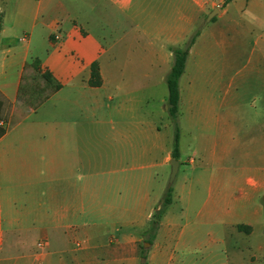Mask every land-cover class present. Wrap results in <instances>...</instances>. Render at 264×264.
I'll list each match as a JSON object with an SVG mask.
<instances>
[{
	"label": "crops",
	"instance_id": "crops-1",
	"mask_svg": "<svg viewBox=\"0 0 264 264\" xmlns=\"http://www.w3.org/2000/svg\"><path fill=\"white\" fill-rule=\"evenodd\" d=\"M0 14V264H173L182 251L210 264L212 247L222 264H264V0H0ZM198 30L180 115L202 122L201 148L152 240L180 172L171 185L162 89Z\"/></svg>",
	"mask_w": 264,
	"mask_h": 264
},
{
	"label": "rangeland",
	"instance_id": "rangeland-1",
	"mask_svg": "<svg viewBox=\"0 0 264 264\" xmlns=\"http://www.w3.org/2000/svg\"><path fill=\"white\" fill-rule=\"evenodd\" d=\"M226 1V0H225ZM241 64H245L247 62V57H241L240 59ZM163 93L164 96H168V87L167 84H164L163 87ZM233 89H227V93L229 92H233ZM258 90L257 89H251L250 87L245 88L242 91H239V95L241 96L242 101H244L245 105H249L251 98L253 96V94H257ZM111 93V89L108 88L106 91H104L105 95H109ZM224 94V89L221 90V95ZM218 95V94H217ZM167 99V98H166ZM152 105V106H151ZM150 106H148L149 108H152L154 114L156 113L158 115V113L160 112V103L159 101L156 102V104H151ZM155 105V106H154ZM108 111L107 107L103 108L101 107L100 109V115L101 114H105ZM157 111V112H156ZM109 114V112H108ZM182 115H180L179 120H178V126L180 129V143H179V150H180V172L178 174V178H177V182L176 184H174L172 187L174 188L175 185L179 184V182H181V180L185 177L191 178L195 175V170H193V168L190 167V165L187 164V161L189 160V158H193V154L196 153L197 151H199V149L201 148V138H202V130H203V125L202 122H197L194 124L189 123L188 121V117L186 115V110L185 107L183 109V111L181 112ZM160 115V114H159ZM162 116V118H156V120L159 119L160 122H162L163 126L162 129L164 130V132L169 131L168 133L172 136L174 134V126L173 123L171 121V119L169 118V116L166 115H160V117ZM164 120V121H163ZM103 121L104 123L108 124L111 121V117L107 116H100V122ZM167 125H170L169 129H167ZM107 127V125H106ZM198 139V140H197ZM196 141H199L198 143ZM174 142V140H173ZM200 161H201V155L199 154L198 157H196V166L197 168H199L200 166ZM199 172V171H197ZM197 174V173H196ZM170 180V179H169ZM264 200V193L261 197V201ZM180 206L179 204H176L175 202L168 208L169 211L173 212V213H178L180 210ZM196 213V212H195ZM195 213H191L190 218L191 219H195L196 218V214ZM217 227V226H216ZM218 229L212 228V232L214 234H216V239L218 236ZM213 246V243L211 244ZM144 247L143 245L141 246V250H143ZM211 258H210V264H222V260H223V256H220L219 254V250L217 248H211ZM184 255V256H182ZM205 257V260L207 259L206 256H198L195 258V256L190 255L188 251H182L181 252V261L180 263L174 262L173 264H202V258ZM209 261V260H207Z\"/></svg>",
	"mask_w": 264,
	"mask_h": 264
},
{
	"label": "trees",
	"instance_id": "trees-1",
	"mask_svg": "<svg viewBox=\"0 0 264 264\" xmlns=\"http://www.w3.org/2000/svg\"><path fill=\"white\" fill-rule=\"evenodd\" d=\"M230 1L231 0H226V3H229ZM1 25H2V15L0 14V29H1ZM199 34H200V30H198L190 38L185 48L173 50L174 63H173V67L170 73L168 74L166 78V84L168 87V99H167L168 115L173 123L174 131H175L172 157L174 160H178V161L180 160V150H179L180 129L178 126V120L180 117V79L185 73L186 63H187L190 49L194 45ZM44 78L49 82V84L54 86L55 90L60 89V86L55 84V81L50 74L46 73L44 75ZM88 84L89 86L94 87V88H99L103 84L102 76L100 73V68L97 63H94L91 67V76H90V80ZM1 106H2V101H0V108ZM4 133H5V130L0 127V138L4 135ZM173 192H174L173 187L168 188L160 206L156 209V211L152 215L150 226H149V233L151 235L152 240L158 233V230L160 228L161 222L166 214L167 209L173 203ZM240 229L246 232L249 231V228H246V227H240ZM141 258L143 260L142 264H147V257L143 253H142Z\"/></svg>",
	"mask_w": 264,
	"mask_h": 264
},
{
	"label": "water",
	"instance_id": "water-1",
	"mask_svg": "<svg viewBox=\"0 0 264 264\" xmlns=\"http://www.w3.org/2000/svg\"><path fill=\"white\" fill-rule=\"evenodd\" d=\"M216 15V13H212L209 18L208 22ZM171 175H170V184L172 185L174 183V180L176 178L178 168H179V161L178 160H172L171 163ZM264 201V200H263ZM149 245V244H148Z\"/></svg>",
	"mask_w": 264,
	"mask_h": 264
},
{
	"label": "built area",
	"instance_id": "built-area-1",
	"mask_svg": "<svg viewBox=\"0 0 264 264\" xmlns=\"http://www.w3.org/2000/svg\"><path fill=\"white\" fill-rule=\"evenodd\" d=\"M38 247H42V244L40 243V244L38 245Z\"/></svg>",
	"mask_w": 264,
	"mask_h": 264
}]
</instances>
